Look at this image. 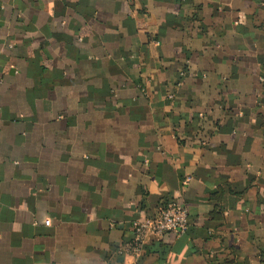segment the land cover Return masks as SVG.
<instances>
[{"label":"crops","instance_id":"0c3cea01","mask_svg":"<svg viewBox=\"0 0 264 264\" xmlns=\"http://www.w3.org/2000/svg\"><path fill=\"white\" fill-rule=\"evenodd\" d=\"M0 264H264V0H0Z\"/></svg>","mask_w":264,"mask_h":264},{"label":"built area","instance_id":"2783aa9c","mask_svg":"<svg viewBox=\"0 0 264 264\" xmlns=\"http://www.w3.org/2000/svg\"><path fill=\"white\" fill-rule=\"evenodd\" d=\"M50 224V221L46 222V225ZM189 226L186 209L177 202H169L160 209L157 215L133 224V239L123 246V251L140 258L150 241L160 239L167 234H184Z\"/></svg>","mask_w":264,"mask_h":264}]
</instances>
